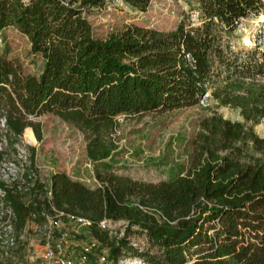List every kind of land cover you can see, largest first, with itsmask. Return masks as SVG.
<instances>
[{"label": "trees", "instance_id": "1", "mask_svg": "<svg viewBox=\"0 0 264 264\" xmlns=\"http://www.w3.org/2000/svg\"><path fill=\"white\" fill-rule=\"evenodd\" d=\"M77 1L0 0V33L13 27L27 36L41 63L27 73L19 59L0 54V142L18 144L28 127L42 140L34 118L53 113L93 130V158L105 159L110 151L101 131L117 116L192 107L209 92L240 108L245 121L217 113L203 119L189 164L157 183L119 175L102 162L95 188L65 172L52 173L46 184L33 148L22 179L29 190L16 186L6 196L17 231L33 216L42 226L45 215L64 212L91 222L89 236L114 264L127 255L148 264H264V137L254 129L264 119V84L256 83L264 52L233 44L264 0H194L197 19L184 18L171 31L131 25L105 39L86 10L107 0ZM127 2L146 11L151 0ZM14 152L0 151V168ZM108 221H124V236L102 226ZM136 234L149 250L133 245ZM11 259L0 257V264Z\"/></svg>", "mask_w": 264, "mask_h": 264}, {"label": "rangeland", "instance_id": "2", "mask_svg": "<svg viewBox=\"0 0 264 264\" xmlns=\"http://www.w3.org/2000/svg\"><path fill=\"white\" fill-rule=\"evenodd\" d=\"M196 9L194 0H151L146 11L132 7L127 0H107L102 7L87 9L86 15L96 36L105 39L131 25L171 31L184 18L196 20ZM261 14H264V9L258 16ZM258 16L242 21L240 33L236 32L233 39L237 50L252 51L259 45V52H264V22L254 30L255 47L248 49L241 44L244 30L253 29L252 20ZM3 53H7L9 58L19 59L27 73L39 71L41 63L32 54L28 37L13 27L0 33V54ZM257 78V84H264V76ZM216 113L232 121H245L240 108L221 105L211 92L204 94L200 103L192 107L144 115L121 114L115 118L113 125L102 128V144L110 151V156L105 159L93 158V144L96 142L93 130L66 121L57 114H43L34 118L36 122H41L42 140H38L34 130L28 127L18 144L11 147L8 142L5 143V150L15 152L3 161L4 174L19 175L21 181L25 179L34 148L35 168L46 184L50 183L52 173L65 172L72 179L95 188L100 185L97 169L102 168V162L110 163L113 172L134 180L155 183L168 180L189 164L193 153L192 141L201 129V121ZM1 124L3 126V122ZM254 129L264 137V119ZM102 226L121 237L124 236L126 223L108 221ZM62 232L67 234L62 243L65 255L80 262L82 247L89 245L88 264H100L102 256L106 257L104 264H114L108 258V250L89 236L86 227L65 221ZM130 239L139 251L149 250L144 236L136 234ZM24 243L25 249L19 248L11 260H4V264H34L38 261L43 241L41 225L37 221L30 219L27 222ZM117 264L148 263L141 257L127 255L121 257Z\"/></svg>", "mask_w": 264, "mask_h": 264}, {"label": "built area", "instance_id": "3", "mask_svg": "<svg viewBox=\"0 0 264 264\" xmlns=\"http://www.w3.org/2000/svg\"><path fill=\"white\" fill-rule=\"evenodd\" d=\"M4 126V121H3ZM6 140L0 142V151L5 149ZM4 161V160H3ZM1 164L0 168V257L13 258L16 250L19 248L20 241L25 240V233H19L15 226L16 216L13 209L6 203L8 190L17 186L18 190L26 193L29 188L23 187L24 181L20 180L21 176L4 174L5 169ZM46 219L41 226L43 247L38 256V261L34 264H88L91 247L84 245L80 256V262L72 256L64 254L62 243L67 239V234L62 232L64 222H74L78 226L87 227L91 222L83 217L64 212H57L55 215H45ZM35 220V216L31 218ZM106 257L100 258V264H104Z\"/></svg>", "mask_w": 264, "mask_h": 264}, {"label": "clouds", "instance_id": "4", "mask_svg": "<svg viewBox=\"0 0 264 264\" xmlns=\"http://www.w3.org/2000/svg\"><path fill=\"white\" fill-rule=\"evenodd\" d=\"M261 22H264V14H261L260 16L252 20L253 29L244 30L243 35L241 36V44L243 47L248 49L255 47V39L253 33L255 28L258 27L261 24ZM237 32L239 34L240 29H238Z\"/></svg>", "mask_w": 264, "mask_h": 264}]
</instances>
